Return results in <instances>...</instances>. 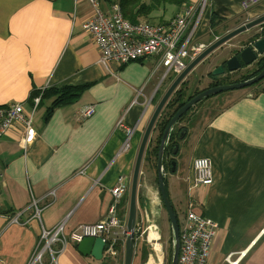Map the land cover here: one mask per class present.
<instances>
[{
  "label": "crops",
  "instance_id": "crops-1",
  "mask_svg": "<svg viewBox=\"0 0 264 264\" xmlns=\"http://www.w3.org/2000/svg\"><path fill=\"white\" fill-rule=\"evenodd\" d=\"M243 1L210 0L199 38L211 30L213 13L221 19L217 29L222 34L264 14V0L248 10ZM93 12L88 0H78L77 6L76 0H0V105L24 103L29 110L34 89L90 84L79 101L56 108L49 118V102L39 104L36 137L28 149L20 144L22 123L0 138V264H31L43 227L64 222L71 231L108 215L119 177L124 175L131 185L138 149L158 103L155 95L167 89L161 88L165 81L160 71L152 75L155 57L110 70L99 63L101 51L82 27ZM257 89L232 90L225 107L193 128L190 120L180 161L173 157L175 171L165 177L179 220L192 205L214 221L209 264H230L226 256L236 261L242 252L239 264H264V92ZM89 104L95 112L85 117L81 111ZM121 119L135 129L127 150ZM200 156L212 160L211 185L194 186L193 161ZM167 158L172 160V153ZM35 200L40 217L28 208ZM129 206L130 192L118 206L125 222ZM164 211L159 188L141 182L140 176L132 264H167L161 232L155 240L161 253L148 237L164 225ZM19 213V222H13ZM112 229L115 255L105 249L97 259L80 253L79 243L69 242L52 264H124L126 223ZM49 259L45 252L46 264Z\"/></svg>",
  "mask_w": 264,
  "mask_h": 264
},
{
  "label": "built area",
  "instance_id": "built-area-1",
  "mask_svg": "<svg viewBox=\"0 0 264 264\" xmlns=\"http://www.w3.org/2000/svg\"><path fill=\"white\" fill-rule=\"evenodd\" d=\"M94 12L93 15L82 24L83 29L91 34L97 47L101 51L99 63L106 69L113 65H124L132 61L155 57L156 61L152 69V75L162 71V81L172 75H179L188 64L197 57L208 45L201 41V27L206 11L209 9L210 0H198L189 2L173 17L165 22H149L140 20L132 22L127 19L118 3L111 4L104 11L100 0H88ZM261 0H244L242 6L249 9L260 3ZM78 0H76V6ZM208 12V11H207ZM218 37L216 36L215 39ZM136 100V99H135ZM41 95L33 98L29 110L24 103H8L0 105V138L16 123H22L25 133L20 144L28 149L34 142L36 129L34 116L40 104ZM82 114L85 117L93 115L95 105L89 104L83 107ZM119 124L125 127L127 140L123 147H130V139L135 131L133 127H127L123 119ZM193 169L196 173L194 186L211 185L214 181L213 165L210 157L200 156L193 161ZM130 191L126 177L121 175L118 184L113 187V203L108 215L99 223H86L76 229L67 231L64 222L53 228H42L39 236V248H37L31 264H46L43 255L48 252L50 259L48 264L56 261L57 256L67 243H79L85 237H102L109 244L107 251L115 255L117 238L112 235L113 229L122 226L125 221L118 212V206L126 193ZM39 201H33L28 208L35 210V215L40 217L41 208ZM19 213L12 221L19 222ZM180 226V253L178 264H209L215 223L212 219L201 213L195 212L192 205L179 220ZM155 231L158 232V226ZM148 237L150 235L148 233ZM157 241V240H156ZM241 253L236 261H231V254L225 260L230 264H239L243 258Z\"/></svg>",
  "mask_w": 264,
  "mask_h": 264
},
{
  "label": "water",
  "instance_id": "water-1",
  "mask_svg": "<svg viewBox=\"0 0 264 264\" xmlns=\"http://www.w3.org/2000/svg\"><path fill=\"white\" fill-rule=\"evenodd\" d=\"M264 24V14L255 17L254 19H250L245 21L244 23L240 24L239 26L229 30L228 32L224 33L213 42H211L197 57H195L183 70L179 75H177L169 87L166 89L165 93L159 99L150 119L146 126L145 132L143 134L134 169L132 175V181L130 185V206H129V213L126 221V242H125V263L124 264H132V260L134 257L135 252V232H136V224H137V215H138V189H139V180L141 176V169L142 164L144 162L145 152L148 147V144L151 140V136L153 131L156 127V123L170 100L171 96L174 92L179 88L180 84L185 81L188 75L192 72H195L197 66L205 61L216 49L220 48L231 39L235 38L238 35H241L245 32L250 31L251 29ZM257 35V33H255ZM254 35V37H255ZM264 55V37L254 38L252 42H250L247 46L243 47L241 51L237 55H234L229 60H227L228 70L235 71L241 68V62L243 64L249 66L260 56ZM223 71V67H219L215 69L212 73L213 75L219 74ZM264 78V69L261 70L257 75L251 77L250 79L225 84L217 87H213L207 89L200 94L192 97L189 99L182 107H180L177 112L171 117L165 131L163 133L160 145H159V152L157 157V176H158V185H159V192L163 201V205L167 211L170 223L173 228L174 233V252L172 257L171 264H178L179 260V253H180V226L177 217V213L175 212V208L171 201V198L167 192L166 187V180H165V166L163 164L164 156L166 152L167 145L169 144L170 138L172 136V132L174 126L180 121L182 116H184L191 108L194 107L198 102L203 100L205 97H209L215 94H219L221 92L231 90V89H240L244 87H248L253 85L254 83L258 82L259 80ZM187 133V129L183 128L180 131L179 137L177 139V143L173 148L172 155H177L180 145L178 140H183ZM176 160L173 158L172 160V171H175L176 168ZM160 233V231L158 230ZM109 247V244L106 243L102 237H94L88 236L85 237L81 242H79V252L83 255H92L97 259H101L103 257L105 249Z\"/></svg>",
  "mask_w": 264,
  "mask_h": 264
},
{
  "label": "trees",
  "instance_id": "trees-1",
  "mask_svg": "<svg viewBox=\"0 0 264 264\" xmlns=\"http://www.w3.org/2000/svg\"><path fill=\"white\" fill-rule=\"evenodd\" d=\"M101 1L102 0H100V2ZM104 1L109 4L113 2L112 0H104ZM117 3L121 6L123 14L127 19H129L132 22H139L142 18L151 19L153 16H155L153 14L160 10L163 11V14H165L167 12L166 11L167 7L169 8V6L173 7V10L171 12L175 15L178 11H180L184 7L183 5L189 3V0H150L149 2H146L143 0H117ZM112 4H114V2ZM161 16L157 17L158 20H160L159 22H165L167 19L164 18L165 16H162V17ZM220 24H221V19H219L213 13L211 17L210 27L213 33H215V35L222 34V33H217V31H219L217 28ZM225 28L226 27H224V29ZM262 33L264 34V32ZM262 33H258L257 35H255V37L256 38L264 37ZM257 66L258 67L255 68V71L252 72L251 75L246 76L245 79H248L258 70H261L262 68H264V56L257 63ZM186 85H187V81L185 80L180 84L179 88L174 92V94L171 96L170 100L164 107L156 123V127L154 129V131L155 130L158 131V134L155 140L153 139L150 140L148 147L146 149L144 162L150 165H153L155 170H157L156 167H157V157H158V152H159V145H160L163 133L165 131V128L167 127L171 117L177 112V110L180 107H182L191 98L192 94L187 93ZM89 87H90V84H79V85L53 86V87L45 88L43 90L34 89L32 91V94L29 100L33 101L34 97L41 95L40 105H43L44 103L49 102V104L47 105V112H46V116L47 118H49L56 108L72 105L76 103L77 101H79L83 93ZM262 91L264 92V88L257 89L256 93H259ZM161 95L162 93L161 92L159 93V91L156 93L155 98H154V103L159 101V98L161 97ZM189 111L184 116H182L180 121L189 113ZM179 128L180 126L175 129L176 130L175 132H179L180 130ZM175 137H176V134L172 132V136L170 138V144L167 145L166 155L163 161V164L165 166V173L167 171H172V160L173 159L168 161V158L166 156L167 154H170L173 152ZM156 179H157L156 181L157 187L159 188L158 176ZM175 212L177 213L176 209H175ZM177 217H178V213H177ZM178 221H179V217H178ZM168 264H171V259H169Z\"/></svg>",
  "mask_w": 264,
  "mask_h": 264
},
{
  "label": "rangeland",
  "instance_id": "rangeland-1",
  "mask_svg": "<svg viewBox=\"0 0 264 264\" xmlns=\"http://www.w3.org/2000/svg\"><path fill=\"white\" fill-rule=\"evenodd\" d=\"M143 1L149 2L150 0H143ZM101 4H102V9L104 11H106L110 7V6H107V7L104 6L105 5V1L104 0L101 1ZM169 8L171 9V11L173 10V7L172 6L171 7L169 6ZM166 11L167 12L165 14H163V11H161V10L160 11H157V12H155L153 14L155 16H153L152 18L149 17L151 19L142 18L141 20H146V21L155 23V22H159L160 21V20H158L157 17H160L161 15L162 16H165V17H173L174 16V14L171 11H169L168 8H167ZM207 11H209V9ZM207 11H206V15H207ZM254 18H252V19H254ZM257 27L251 29L250 32H252ZM221 32H224V30L223 29H219V31H217V33H221ZM247 35L248 34H243V35L241 34V35L236 36L235 38L231 39L229 42H227L226 44H224L220 48L216 49L208 57L209 58L208 60H206L204 62H201L197 66V68L195 69V72H192L185 79L187 81V85H186V87H187V93L188 94H191V93L195 92V90H197V88L198 89H202V88L206 87V85L208 84V82L206 80H199L197 83H193L194 76L195 75L201 76V74L202 75H205L206 74L205 72L208 69V65L209 66H212L214 64V63H208L209 61H212L213 59H215L218 56L219 57H221V56H227L228 53H229V50L231 48H235L236 46H239V44H242V42H241V40H243L242 38H246ZM212 39H213V33L211 32V30L208 31V33H206L202 38H200L201 41H203V42L206 41L205 43L207 45H209L211 42H213L215 40V38L213 40ZM232 44H235V45H232ZM210 58L212 60H210ZM160 72L162 73V71H160ZM176 76L177 75H172V76L167 77L164 80L165 82L163 83V85L161 87L162 90H163V88H165V89L168 88L169 85L172 83V81L174 80V78ZM171 77H173V78H171ZM244 88H246V87H244ZM240 89H243V88H240ZM232 90L233 89H231V91ZM236 90H238V89H234V91H236ZM231 91H224L225 93L224 92H221V93L218 94V96H215V97H212V98H211V96L205 97V98H210V99H207L205 102L198 103L197 105H194L195 108L194 109H191L189 111V115L187 117V120L183 121L182 124L188 125L192 121L191 124L189 125V127L190 128H193V126L195 127L201 121H205L206 119H208L206 117L212 116L213 114H215V112L219 111L220 109H222L223 107H225L228 103H230V101L233 98V94L232 93H229ZM253 91H254V89H253ZM157 134H158V131L157 130L153 131V134L151 136V139L155 140ZM182 141L183 140H180L179 141L180 147L183 145ZM175 157H176L177 160L180 161V158H181L180 151H179V153H178L177 156L175 155ZM143 172H144L143 174L141 172V174H142L141 175V182H143V183L146 182L149 185H153L157 189L158 188L157 187V182H156L157 170H155L154 166L153 165H150V164H148L146 162H143ZM170 175L171 174L167 172V175H165V177L169 178ZM164 213H165V217H166L165 219L166 220H164L165 221L164 222V225L161 224V225L158 226V229H160L161 235H162V237L164 239V241H162L164 243H162V244L164 246V251H165V255L167 257V264H168L169 259H171V262H172V257H173V252H174V233H173V228H172V225L170 223L168 214L166 213V211H164ZM37 248H39V242H38ZM36 250L37 249H35V251H34V253L32 255V258L30 260L31 263L33 261V258H34V255H35Z\"/></svg>",
  "mask_w": 264,
  "mask_h": 264
},
{
  "label": "flooded vegetation",
  "instance_id": "flooded-vegetation-1",
  "mask_svg": "<svg viewBox=\"0 0 264 264\" xmlns=\"http://www.w3.org/2000/svg\"><path fill=\"white\" fill-rule=\"evenodd\" d=\"M245 10H248V9H245ZM250 19H247L246 21H248ZM244 23V22H243ZM228 32V31H227ZM264 32V24H261L260 26H258L256 29H254L252 32H250L251 34L247 35L246 38H242L243 40H241L242 44H239V46H236L235 48H231L229 50V53L227 56H221V57H216L215 59H211L212 61H209L208 63H214L212 66H209L208 65V69L206 70V74L205 75H202L199 76V75H195L194 76V79H193V83H197L199 80H206L208 82V84L206 85V87L202 88V89H198L195 90V92L191 93V98L200 94L201 92L207 90V89H210V88H213V87H217V86H221V85H225V84H231V83H237V82H241V81H244V80H247L245 79L246 76H249L252 74V72L255 71V68L258 67L257 66V63L260 61V59L263 58L264 55L260 56V58H258V60H256L255 62H253L251 65L247 66L245 64H243V62H241V68L235 70V71H230L228 70V65H227V60H229L231 57H233L234 55H237L239 53V51H241L243 49V47L247 46L250 42H252L254 40V35L255 33H262ZM263 34V33H262ZM213 35L216 37H220L221 35H215V33H213ZM264 35V34H263ZM213 36V37H214ZM214 37V38H215ZM213 38V39H214ZM212 39V40H213ZM211 40V41H212ZM232 45H235V44H232ZM209 58H207L206 60H208ZM205 60V61H206ZM204 62V61H203ZM223 67V71L219 74H216V75H213V71L219 67ZM264 68H262L261 70H263ZM261 70H258L256 73H254L251 77L257 75ZM249 77V78H251ZM248 78V79H249ZM252 86H255L257 87L258 89H261V88H264V78L259 80L258 82L254 83ZM227 91H231V90H227ZM225 93V92H224ZM215 96H218V94H215L212 97H215ZM190 98V99H191ZM207 99H210V98H204L203 100H201L200 102L198 103H202V102H205ZM197 103V104H198ZM196 104V105H197ZM195 107H193L194 109ZM192 109V108H191ZM189 113L181 120L177 123V125L174 126V129H173V132L176 134V137H175V140H174V146L175 144L177 143L176 140L178 139L179 137V134H180V131L183 129V128H187V125L185 124H182L183 121L187 120V117H188ZM180 125V130L179 132H175L176 128ZM178 143H179V140H178ZM169 144H170V141H169ZM168 144V145H169ZM173 146V147H174ZM165 155H166V152H165ZM165 157V156H164ZM167 157V156H166ZM173 155H172V159H173Z\"/></svg>",
  "mask_w": 264,
  "mask_h": 264
},
{
  "label": "bare ground",
  "instance_id": "bare-ground-1",
  "mask_svg": "<svg viewBox=\"0 0 264 264\" xmlns=\"http://www.w3.org/2000/svg\"><path fill=\"white\" fill-rule=\"evenodd\" d=\"M154 227L155 226L153 225L152 228L154 229ZM158 238H159V234L155 230H153L151 235H150V240L153 241L152 247H153V249H157L161 253V251H162L161 245L158 242L157 243L155 242V240Z\"/></svg>",
  "mask_w": 264,
  "mask_h": 264
}]
</instances>
